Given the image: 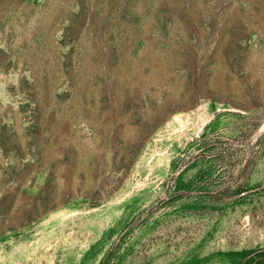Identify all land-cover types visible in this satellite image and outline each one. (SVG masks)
I'll use <instances>...</instances> for the list:
<instances>
[{
	"label": "rangeland",
	"instance_id": "374dc122",
	"mask_svg": "<svg viewBox=\"0 0 264 264\" xmlns=\"http://www.w3.org/2000/svg\"><path fill=\"white\" fill-rule=\"evenodd\" d=\"M0 264H264V0H0Z\"/></svg>",
	"mask_w": 264,
	"mask_h": 264
}]
</instances>
